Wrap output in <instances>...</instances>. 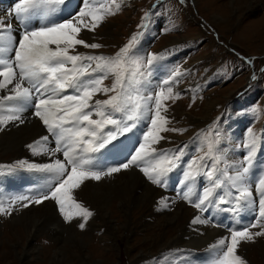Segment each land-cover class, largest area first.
<instances>
[{"label": "snow or ice", "instance_id": "6c2138e0", "mask_svg": "<svg viewBox=\"0 0 264 264\" xmlns=\"http://www.w3.org/2000/svg\"><path fill=\"white\" fill-rule=\"evenodd\" d=\"M68 2L18 0L7 22L0 18V131L10 123L24 124L23 114L31 109L48 135L27 147L34 156L50 158L48 163L20 160L8 167L9 171L13 167L26 168L47 176L35 191L30 189L28 194L0 201V215L11 216L14 211L52 200L66 223L79 219L78 227L83 230L94 215L76 196L85 181L98 182L137 167L152 184L167 188L170 174L183 166L177 192L180 199L201 212L213 204H231L228 210L235 214L245 208L253 212L247 224L228 227V236L208 246V264H248L239 254L241 245L264 237V173L254 185L249 183L264 130L247 129L239 145L245 154L237 161H229L220 148L218 121L197 133V154L187 161V144L175 149L157 148L166 139L163 133L186 131L170 127L167 102L180 98L175 89L188 70L177 66L154 88L151 86L150 69L163 55L147 53L141 57L136 52L150 23L149 12L141 17L139 30L113 55L78 52L77 46L103 47L86 42L81 33L94 32L107 17L121 10L125 0H81L76 12L61 18ZM13 18L18 25L15 29ZM106 80L111 83L106 84ZM100 96L104 98H97ZM251 111L254 115L260 112L256 107ZM141 126L138 146L129 151L125 162L97 166L96 154L109 146L115 148L120 137L134 136V130ZM218 190H223V194ZM158 204L170 207L167 197H162ZM191 223L206 225L210 221L198 215ZM163 259L169 264L167 256Z\"/></svg>", "mask_w": 264, "mask_h": 264}, {"label": "rangeland", "instance_id": "374dc122", "mask_svg": "<svg viewBox=\"0 0 264 264\" xmlns=\"http://www.w3.org/2000/svg\"><path fill=\"white\" fill-rule=\"evenodd\" d=\"M2 1L8 2V0H0ZM71 4L67 15L76 12L81 1L75 0V3ZM145 12L151 14V19L142 41L146 39L148 42L138 43L137 54L141 57L147 53H160L163 57L170 56V58L160 59L155 70L151 67V86L154 88L177 66H180L182 70H188L180 78L181 83L175 89L180 93V98L175 102H167V115L172 120L170 127L183 128L186 131L182 134L163 133L166 139L161 144L168 141L169 146L167 148L164 145L158 148L175 149L187 144L184 157L187 161L189 157L197 154L199 145V140L196 139L197 133L207 129L214 121H218L217 128L221 133L220 148L223 151L229 149V155L235 153V156L242 159L245 150L239 145L245 139L247 129L251 127L256 132L264 130V0H184L183 3L181 0H158V3L156 0H125L121 10L107 17L94 32L84 30L81 33L86 42L100 43L103 47L86 49L83 46H77V51L86 54L113 55L127 43L132 33L139 30L138 25ZM174 58H178L175 63L172 62ZM105 83L110 84L111 80H106ZM209 104H211L210 107H208ZM253 107L260 110L259 114L252 113ZM26 112L32 115L31 109ZM31 118L39 124L38 137L40 138L42 132L48 135L42 122L33 115ZM190 118L198 119L197 121L202 122L201 125L191 121ZM19 128L21 129V124L14 122L0 131V138L8 136L6 140L13 141L8 145L7 152H0V166H4L0 168V201L4 202L14 195L28 194L30 189L35 191L40 188L45 181L38 184L37 180L31 181L33 173L46 178L44 173L32 172L26 168L13 167V170H8V167L15 166L17 161L23 159V148L20 152L16 148L13 149L17 140L24 139ZM29 128L31 133L34 125L29 124ZM142 130L141 126L140 129L134 130V136L129 134L128 144L118 147L104 166H114L125 162L129 151L134 146H138L136 141L140 138ZM51 139L50 137V141ZM51 144L54 146V142ZM170 145L173 147L171 148ZM114 149L110 148L108 151ZM13 150L15 153H12ZM182 171L183 166L170 174L167 188L152 184L137 167L122 170L112 176L119 181L130 175L138 178L135 191L138 192L137 195L144 193L140 182L154 189L153 192L156 193H150L149 202H146L147 205L143 210L133 209L132 224H129L130 227L126 230L114 198V208L107 217L109 222L106 221L104 224L97 220L101 229L91 233L89 231L88 236L85 234L88 230L87 225L81 230L78 227L81 222L79 219L66 223L60 216L55 202L48 200L44 203L53 204L55 212H49L47 225L50 224V217H56L60 220L65 232L56 233L52 230L54 226L41 227L39 235L32 243L36 248L24 253L23 249L26 247L23 246L31 240L26 235L23 221L26 216L34 214L29 208L39 205L14 211L11 216L0 215V264H165L163 259L165 256L168 257L169 264H208L210 259L208 246L217 239L213 238L214 241L210 239L207 243L204 241L205 244L193 247L186 243L190 239L189 236L180 235L187 223L194 219L191 214L195 213L202 219H208L210 221L208 224L213 228L225 230L227 235H229L227 228L233 227L243 218H232L235 213L228 210L231 204L217 206L213 204L205 212H201L180 199L177 192L180 190L178 182ZM262 173H264V140L258 149L249 178L255 177L257 181ZM232 192L233 196L236 195L235 190ZM218 193L223 194V190H218ZM253 194L258 198L254 189ZM162 197H167L170 202L175 200V203H170L169 208H162L158 204ZM178 206L184 207L185 211L180 214L178 225L173 227V223L165 222L163 216L167 212L171 215L179 208ZM96 208L92 212L98 217L100 208L97 206ZM251 212L250 208H245L237 216H248ZM91 219L92 217L88 222ZM251 219L252 216H249V221ZM249 221L240 223V226ZM225 225L227 228L223 229ZM190 226L193 227L192 224ZM69 229L77 231L80 241L73 240L72 235L66 232ZM107 229L115 236L106 238ZM160 234L166 240L161 241L162 247L156 246L157 243L154 244L156 237ZM195 234L198 238L206 237L205 233L196 232ZM167 240L169 243L164 245L168 242ZM180 240L184 242L181 243ZM239 254L248 261V264H264V237L257 238L254 243L242 244Z\"/></svg>", "mask_w": 264, "mask_h": 264}, {"label": "bare ground", "instance_id": "6f19581e", "mask_svg": "<svg viewBox=\"0 0 264 264\" xmlns=\"http://www.w3.org/2000/svg\"><path fill=\"white\" fill-rule=\"evenodd\" d=\"M12 2L13 1L9 2V0H8V2H3V1L0 2V18H5L6 22H7L8 18H9V16L12 15L13 5L16 3V2H14L12 4ZM74 3H75V0L72 1L71 5H73ZM65 16H67V13H66ZM11 22H12V25H13V29L17 28V24H16L14 18L12 19ZM211 104H209L208 107H210ZM211 108H213V107H211ZM31 116H30V114L28 112L24 113L25 123L21 125V129L19 128L20 129V134H23V136H24L23 138L24 139L17 140V143L15 144L13 149L16 148V150L18 152H20V149L23 148V150H22L23 159L22 160H28V161L30 160L31 162H37V163H48V162H50V158L49 157H47V156H34L32 154V151L27 147L28 144L33 143L32 140H35L36 138H39L38 137L39 136V133H38L39 124H37V122L35 120H33L34 118H31ZM190 120L195 122V123H197L198 125H201V123H202V122L200 123V121H197L198 119L193 120L192 118H190ZM29 124L34 125V130L31 133H29L30 132V128H31V127L29 128ZM44 135H45V133L42 132L40 137H42ZM10 136H11V134H10ZM7 137L6 138H3V137L0 138V152H2V151L3 152H5V151L7 152L6 149H9L8 145L13 142L12 140H9V139L8 140L11 143L8 142L6 140ZM162 142H163V140L160 141V143L158 145H156V147L158 148V147H161V146H164V145H165V147L169 146L168 141L164 142L163 144H161ZM50 146L54 147L51 143H50ZM170 147H171V145H170ZM12 153H15L14 150L12 151ZM229 153H230L229 149H226L224 151V155L228 158L229 161H237V160L240 159L239 157L235 156V153H233V155H229ZM45 175L47 176V174H45ZM137 175H138V173H137ZM254 178L255 177H252L251 179L249 178V183L250 184L254 185V181H256V178H255V180H254ZM137 180H139V179L138 178L136 179L134 176L130 175L129 177H125V178L121 179L120 181L119 180H115L113 177L104 178L103 180L98 181V182L97 181H91V180L85 181V183L82 185V187L76 191V196H77L78 200L80 202H82L86 207H88L91 211H93L94 208H96V206L100 208V214L98 215V217H97V215L94 214L92 216V219L87 223L88 230L85 233L86 236H88L87 234H89V231L91 233V232H95V231H98V230L101 229V225L99 226L98 225L99 223L96 222L97 220L99 222L101 221L104 224H105L106 221H108L107 217L110 214L111 209L114 208V206H113V204H114L113 203V198L115 200L116 206L119 207V209H120L119 215L121 214V217L124 220V223H123V225L125 226L124 229L126 230V229H128L130 227V225L132 224L131 214H132L133 209L137 208L135 211L143 210V208L147 205L146 202L149 199L150 193H155V192H153L154 189L150 188L149 186H147V185H145V184H143L142 182L139 181L141 183L140 187L142 188V191H144V193H143V195L142 194L141 195H137L136 193H138V192H135L136 191L137 182H138ZM114 185H116V186H114ZM29 209H32L31 212H34V214L26 216V218H24L23 225L25 226L24 229L26 230V235H27L28 239L31 240V242L27 243L26 246H23V247L28 248V249H26V248L23 249L24 253H25V251L29 252V250L34 248L32 243L34 242L36 237L39 235V232H40L39 229H42L41 227L44 228L47 225V223H48L47 219H48L49 212L50 211L51 212L54 211L53 204H50V203H42L38 207H30ZM29 209H27V210H29ZM27 210H25V211H27ZM188 210H187V212H188ZM184 211H185V208L181 206L174 213H172L171 215L169 214V212H167V213L164 212L165 214L163 216V219H164L165 222L173 223L172 224L173 227H176L178 225L179 221H180V218H181L180 214H182V212H184ZM190 212H192V211H190ZM173 214H175V215H173ZM246 214H247V212H246ZM191 215H192V217L197 216L195 213H192ZM130 217H131V219H130ZM20 219H22V217ZM49 220H50V224L47 225L46 227L54 226L55 228H52V230L55 231L56 233H59V234L65 232L64 228L62 227V224L60 223V220H58L56 217H54V218L50 217ZM190 224H192L191 221H189L187 223V225L185 226V228L182 230V232L180 234L183 237H186V236L190 237L188 242H186L189 246H193V247L195 246L196 247V246H199V245L203 244L204 241H205V243H207V241H209L210 239L213 240V238L218 239V238H221V237H224V236H228L227 233H225L221 229L213 228L212 225H210V224H207V225L200 224L201 226L198 225V224L197 225L192 224L193 227L190 226ZM45 231H46V229H45ZM173 231H174V229H173ZM66 232L69 233L70 235H72L73 240L75 242L78 241V240L80 241V239H79L80 237H77L78 236L77 231H75L74 229L66 230ZM196 232L205 233L206 237L198 238V237L195 236ZM162 234H160V235H158L156 237L155 242H154V244L157 243L156 246L162 247V246H160L161 245V241L165 240V238H164V236ZM105 236H106V238L109 237V239H110V237H114L115 234L112 231H110L109 229H107V232H106ZM144 240H146V239H144ZM180 242L183 243L184 241L180 240ZM168 243H169V241L165 242L164 245H167ZM84 259L86 260L85 257H84Z\"/></svg>", "mask_w": 264, "mask_h": 264}]
</instances>
